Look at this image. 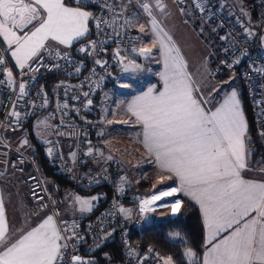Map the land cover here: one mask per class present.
I'll use <instances>...</instances> for the list:
<instances>
[{
    "label": "snow or ice",
    "instance_id": "snow-or-ice-1",
    "mask_svg": "<svg viewBox=\"0 0 264 264\" xmlns=\"http://www.w3.org/2000/svg\"><path fill=\"white\" fill-rule=\"evenodd\" d=\"M83 2L75 0L77 6L69 7L64 0H0V37L7 44L16 65L22 70L38 71L32 63L40 64L42 51L50 54L54 51L56 57L67 59V52L51 49L48 42L70 48L89 33L90 20L98 31H102V25L116 23L115 18L104 20L83 10L80 7ZM133 2L147 13L153 41L159 45L162 70L158 74L163 87L157 90L155 85L149 86L146 91L133 96L127 101L125 111L142 126L138 135H142L141 143L154 158L158 169L169 173L177 181L176 186L160 189L141 199L139 212L146 214L170 208L171 215L175 216L180 212L183 201L168 198L182 193L195 201L202 213L206 229L202 264H264V181L248 180L242 176L244 170L255 169L249 168L246 157L247 122L238 92L232 89L214 110L205 108L204 105L211 103V99L200 94L198 83L189 73L179 47L154 14L150 6L153 0H128V4L116 7L105 0L104 7L113 14L119 7L122 15ZM154 6L167 14L164 0H154ZM196 7L204 11L200 0H197ZM180 11L183 13L184 9ZM138 18V14L133 13L125 19L124 25L135 27ZM140 31L143 33V25H140ZM90 44L92 48L97 47L95 41ZM78 51L86 52L87 49L81 47ZM131 51L146 59L154 56L150 47H133ZM114 56L120 57V49L115 51ZM123 59L121 57V63ZM95 63L104 67L107 61L96 60ZM234 63H239V60ZM0 67L7 73V82L13 83L12 72L7 68L2 50ZM140 68L135 60L123 63L125 73L136 72ZM79 70L77 68V72ZM254 71L264 72V68H254ZM119 87L128 89L131 86L120 83ZM19 91L21 95L25 94L24 83L19 84ZM83 95L88 97L89 93ZM91 103L92 100L88 99L87 104ZM124 103L121 101V104ZM9 115L19 117L20 114L13 110ZM48 151L51 154L52 150ZM88 154L91 155V149ZM260 171L264 173V168ZM97 199L74 197L81 212H90L92 201ZM40 207L43 209L47 205ZM120 212L131 216L130 209L121 207ZM62 223L65 225L63 230L53 215H47L36 227L9 243L11 238L5 205L0 196V264H67L65 250L68 245L62 241L70 237L62 233L75 228L76 224ZM152 251V248L148 249L149 253ZM184 255L188 264H200V258L191 248ZM156 256L162 264H174L171 256L160 257L158 253ZM71 264H91V261L72 255Z\"/></svg>",
    "mask_w": 264,
    "mask_h": 264
},
{
    "label": "built area",
    "instance_id": "built-area-1",
    "mask_svg": "<svg viewBox=\"0 0 264 264\" xmlns=\"http://www.w3.org/2000/svg\"><path fill=\"white\" fill-rule=\"evenodd\" d=\"M175 1L184 5L190 0ZM191 1L197 8V0ZM249 1L256 14L255 24L264 29V0ZM73 2L75 3V0ZM104 3L105 0H84L80 6L91 7L94 16L104 20L111 21L115 18L116 23L102 25V31H98L92 22V34L78 45V49L85 47L86 52H80L78 49L76 52L56 49L68 53V58L63 59L56 57L54 51L51 54L42 51L40 64L32 63V67L39 69L36 72L28 71L27 68H16L7 44L0 37V50L7 68L12 72L13 80V83L9 84L7 73L0 67V81H3L0 83V144L12 158V169L18 173H26L32 200L31 213H50L62 230L65 227L62 222H67L68 225L75 222V228L62 233L65 237H70L62 241L68 245L65 250L67 264H71L72 255H79L82 259L91 261V264H99L95 253L107 243L117 245L124 264H162L156 256L158 252L153 247L134 242L131 238L149 216V213L141 214L139 206L141 199L151 194L140 191L127 192L124 187L125 179H121L125 178L122 166L116 161L107 167L97 168L91 175L80 174L81 170L97 166L102 156L104 128L96 118L99 106L95 104V99L107 85L114 70L123 63L134 60L135 53L131 49L136 48L138 41L135 28L124 25L125 19L131 17L130 13L125 9L121 15L119 7L116 13H109ZM108 3L114 7L120 5L118 0H108ZM200 3L204 8V11H201L203 16L216 24L222 37H228L222 40L220 47L221 67L241 68L244 91L253 111L256 130L258 135L263 136L264 114L261 110L259 89L264 84V72L254 71V68H264V49L260 44V37L249 34L250 30L224 12L215 0H200ZM91 41L96 42V48L91 47ZM117 49H120V57L114 56ZM121 57L124 58L123 63L120 62ZM96 60L107 63L101 67L95 63ZM236 60H239V63H234ZM229 64L232 67H228ZM77 68L80 69L79 72ZM213 73L215 74L216 70ZM20 83L25 85L26 92L23 95L19 91ZM85 92L89 93L88 97L83 95ZM88 99L92 100L90 105L87 104ZM13 110L20 114L19 117L9 115ZM44 114L54 124L55 136L47 142L45 155L52 161L59 174L75 189L92 191L107 188L110 192L106 207L92 220L75 218L63 221L57 199L60 193L59 184L55 183L51 192L46 183L44 169L38 164L36 157L9 137V134L23 132L33 120ZM64 146L73 150L71 157ZM49 149L52 150L51 154ZM89 149L91 155L88 154ZM44 204L47 207L42 209L40 205ZM121 207L130 209L131 216L127 217L121 213ZM149 248L153 250L151 253L148 252ZM145 256L148 257L147 260L143 259Z\"/></svg>",
    "mask_w": 264,
    "mask_h": 264
},
{
    "label": "crops",
    "instance_id": "crops-1",
    "mask_svg": "<svg viewBox=\"0 0 264 264\" xmlns=\"http://www.w3.org/2000/svg\"><path fill=\"white\" fill-rule=\"evenodd\" d=\"M64 2L69 7L77 6L73 3V0H64ZM118 3L128 4V0H118ZM164 3L167 6L166 7L167 14L161 13L159 9L155 8L154 0L150 6L153 7L154 14L156 15V18L159 21L161 27H163L173 37V40L175 41L176 45L179 47L181 54L183 55L185 61L187 62V68L189 73H191L193 79L198 83L200 94L203 95L204 97H208L211 99V103L204 105L205 108H210L214 110L215 107L219 106V104L223 102V98L228 92H230L232 89H236L247 122V133H248L249 124L244 111V105L242 99V94L244 92V85L241 76V68L234 67L231 69H222L220 64V47L222 44V39H221L222 33L220 29L216 26V24L213 21L206 19L203 16V13L200 10L196 9L192 5V3L187 4V6L185 7L180 6L175 0H164ZM172 3L177 4L178 8L174 7ZM133 5L136 7L135 9L138 11V16H139V18L135 21L136 26L134 27L135 32L138 36L136 48L139 49L142 43L144 44V47L153 45L154 56L152 57V59H154V67L151 78H149V80H147L146 83L144 82L143 85L140 87V89L134 91L127 101L131 100L133 96L137 94H141L142 92L146 91L149 86L155 85L157 90H160L163 87L158 74L162 70V63L159 59V45L155 44L153 41L152 34L150 31L151 26L148 23L149 17L147 13H144L142 8L138 7V5L135 2L131 3L127 7V9L131 8ZM80 7L85 11H89L93 13V10L90 8L82 7V6ZM223 8L225 9L227 8L228 13L235 20L240 21L241 24H243L246 29L250 30L252 35L254 36L256 35L250 26V21H251L250 11L249 14L244 15V13L233 12L232 9L226 5L223 6ZM127 9L126 11H128ZM181 9H184L183 13H181L180 11ZM140 25H143L144 28L143 33L140 31ZM92 32H93V27H92V21L90 20L89 33L86 35L85 38H81L79 41L74 42L70 48H67L63 45H58L52 41H49L48 44L51 49H65L69 52H76L79 43L82 40L88 38L92 34ZM10 57L12 59L14 66L19 69V67L15 63L14 58H12L11 53H10ZM134 60L136 63L138 62L141 63L143 61V57L138 56V54L135 53ZM117 70L114 71L107 84L109 83L112 84L114 82V78H113L114 75L119 73ZM214 70H216L215 74L213 73ZM209 73H211V75ZM107 87L108 85L105 88H103L98 94L99 96L98 119H100V112H101L100 94L102 91L107 89ZM259 97L261 98V110L264 114V84L260 86ZM128 115L131 117L130 124L135 128L137 127L140 133L142 130V126L135 122L134 117H132L130 114ZM30 130L33 132L32 128ZM53 135H54V131H52V134L51 133L48 134L49 137ZM139 137L141 142L143 137L142 135H139ZM21 139L23 141H25L26 139L27 143L26 144L24 143L25 145L29 144L27 134H24V136ZM51 139L52 138H50V140ZM106 140L107 139L105 138V134H104L102 137V156L97 166L88 167L85 170H81L80 174L82 176L91 175L97 168L107 167L111 162H113V160L108 159L110 153L104 150L105 148L104 145L106 143ZM140 146H141L140 149L150 158V164L152 165V169L155 171L156 176L158 175L159 177H164L165 178L164 183L168 182L171 179L173 180V182L169 185V187L176 186L177 185L176 178L172 177L169 173L163 172L160 169H158V167L154 162V158L149 155V153L144 148L142 143L140 144ZM249 154L250 152L248 150V140L246 139V157L248 161H249ZM249 168L255 170L254 171L244 170L242 172V176L244 179L264 181V173L260 171V169L264 168V164L253 168L249 166ZM0 173H3V175L0 176V196H2L4 200L5 213L9 228L8 235L11 238L9 240V243H11L14 242L16 239H18L21 235L26 233L31 228L36 227L40 222H42L43 218L51 214L43 213L40 215H33L31 213L32 200L30 197L29 185L26 181V174L24 175L23 173L15 172L12 169V158L6 152V150L3 148L1 144H0ZM55 183L57 182H53V188ZM62 187L63 188H60V193L57 195V199L59 201L60 204L59 206L64 219H68V220L75 218L86 219L92 215L93 211L97 208L99 204L103 203L104 201H106V199H108L106 194L107 191H105L104 189H99L95 191L93 194H91L93 196L85 197V196L77 195L76 191L71 187H67V186H62ZM76 196L85 199H90L91 197H98V199L92 201L93 207L90 212H81L80 205L74 201V197ZM174 198H181L184 202L189 201L193 203L200 211L199 205L196 204L195 201L191 200V198L184 196L182 193L177 194V197ZM168 209L170 213L167 214L161 213L160 216H168V215L173 216L171 215V209L170 208ZM200 214L202 217L201 211ZM252 215H255V213H253ZM160 216H155V217H160ZM12 218L13 221H11ZM202 222H203V218H202ZM145 225L142 227H145ZM204 232L206 239L205 226H204ZM101 255H102L101 256L102 261L101 262L99 261V264H124V262L120 257V254L118 257L117 256L113 257L114 255L111 252V249L104 250L101 253Z\"/></svg>",
    "mask_w": 264,
    "mask_h": 264
},
{
    "label": "trees",
    "instance_id": "trees-1",
    "mask_svg": "<svg viewBox=\"0 0 264 264\" xmlns=\"http://www.w3.org/2000/svg\"><path fill=\"white\" fill-rule=\"evenodd\" d=\"M218 4L221 3L220 0H215ZM249 10L251 12V21L250 26L255 32V36L260 37L262 33H264V29L257 26L255 24L256 14L254 9L252 8V4L249 0ZM74 3V2H73ZM193 2L190 0L186 4L181 5L182 7L187 6V4ZM75 4V3H74ZM76 5V4H75ZM220 5V4H219ZM92 9L89 6H82ZM195 7V6H194ZM197 9V8H196ZM93 10V9H92ZM222 10L228 13V9L223 8ZM119 68V67H118ZM116 68L115 70H117ZM114 70V71H115ZM108 86L110 85L107 84ZM106 85V86H107ZM105 86V87H106ZM99 94V93H98ZM244 111L248 120L249 129L247 133V140H248V150L249 154V166L250 167H258L264 164V138L263 136L258 135L255 121L253 117V111L249 105L247 100V96L245 91L242 94ZM99 96L95 99V104L98 105ZM96 118H99V111L96 115ZM31 122L26 128L25 132L28 128L31 127ZM23 131V132H24ZM50 136V135H49ZM50 138H54L55 136H51ZM28 142L29 144L24 147V149L30 153L31 155L35 156L37 159L38 164L44 169L46 179H51L54 182H57L61 186H67L73 188V185L64 178L54 167L52 161L46 157L45 155V148L46 144L39 141L38 137L29 129L28 134ZM20 144V143H19ZM122 166V165H121ZM147 169L152 170V165L149 163L147 164ZM124 173V172H123ZM157 176L149 177L147 179L139 180L137 179L136 183L132 186H126L124 184L125 190L127 192H135L140 191L148 194H152L153 192L158 191L161 188H168L169 185L173 182V180H169L166 183H160L157 179ZM139 180V181H138ZM135 182V181H134ZM75 191H79L85 194H93L95 191L99 190H92V191H82L73 188ZM104 189L107 194L106 201L99 204L97 208L93 211L92 215L86 218V220H92L95 216H97L104 208L106 207L109 199H110V192L107 188ZM149 217V216H148ZM167 221L156 223V219L158 217H154L145 225V227H140L136 232H134L131 236L132 241L142 243L146 246L153 247L161 257H168L171 256L173 258L174 264H188V258L184 255L185 251L191 248L195 253L196 256L200 258V264H202V257L204 253V245H205V232H204V225L202 222V217L200 214L199 209L189 201H183L180 212L175 216H169ZM147 221V220H146ZM179 234L178 236L176 234ZM111 249L113 253V257L119 256V249L115 243H107L101 246L95 253L98 257V261H102L101 253L104 250Z\"/></svg>",
    "mask_w": 264,
    "mask_h": 264
},
{
    "label": "rangeland",
    "instance_id": "rangeland-1",
    "mask_svg": "<svg viewBox=\"0 0 264 264\" xmlns=\"http://www.w3.org/2000/svg\"><path fill=\"white\" fill-rule=\"evenodd\" d=\"M220 2V6L226 5L235 13H244V15L249 14L250 5L246 0H220ZM172 4L174 7L178 8L177 4ZM135 8L136 7L133 5L131 8L126 9L131 15L133 13L138 14V11ZM141 47H144L143 43L141 44ZM148 47L152 48L154 52L153 45H150ZM137 64L141 65L140 70L129 73H125L123 71L122 64L117 70L119 73L115 74L113 77L114 82L109 85L110 87L108 86L107 89L102 91L100 94L101 112L99 123L104 128L105 138L107 139L104 145V150L110 153L109 156L112 157L111 160L116 161L122 165V171L125 175V187L132 186L137 182V179L142 180L156 176V173L153 169H147L146 167L147 164L150 163V158L140 149L141 142L138 135L139 129L137 127H133L130 124L131 117L125 111V105L131 94L137 89H140L143 83H146V81L149 80V78H151L153 74L154 59H146L145 57H143V61L141 63L138 62ZM120 83H127L131 87L128 89L121 88L119 87ZM121 101H124L125 103L121 104ZM41 121H43V123H41ZM107 121H112V123H108ZM122 121H127L128 123H121ZM32 122V127L28 128L26 132L24 131L15 134H9V137L12 139V141L16 142L17 140L16 143L19 142L21 143L22 147H26V143L24 144V141L21 138L24 136V134H28L29 129L32 128L39 141L47 144V136L50 133L52 134L54 126L50 118L44 114L40 115ZM64 149L69 153V156L71 157L73 150L66 148L65 146ZM23 174L25 175L26 173ZM157 179L161 184L165 182L164 177H157ZM53 182V180H49L48 178L46 179V183H48L47 186L49 187L51 192L53 189ZM60 188L63 187L60 185ZM76 194L85 197L93 196L91 194H85L79 191H76ZM168 210L169 209H160L156 212L149 213V217L147 218L145 224H148L155 216H160L161 213H170ZM61 219L63 221L70 220L64 219L62 215ZM11 221H13V218ZM145 224H143V226Z\"/></svg>",
    "mask_w": 264,
    "mask_h": 264
},
{
    "label": "water",
    "instance_id": "water-1",
    "mask_svg": "<svg viewBox=\"0 0 264 264\" xmlns=\"http://www.w3.org/2000/svg\"><path fill=\"white\" fill-rule=\"evenodd\" d=\"M260 44L262 48L264 49V33H262L260 36ZM168 219H169L168 216H160L156 219V223H161V222L167 221Z\"/></svg>",
    "mask_w": 264,
    "mask_h": 264
}]
</instances>
